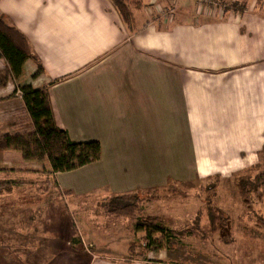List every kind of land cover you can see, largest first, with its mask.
Here are the masks:
<instances>
[{"label": "crops", "instance_id": "obj_1", "mask_svg": "<svg viewBox=\"0 0 264 264\" xmlns=\"http://www.w3.org/2000/svg\"><path fill=\"white\" fill-rule=\"evenodd\" d=\"M127 1L134 16L129 27L112 0H0V12L24 33L42 66L32 77L36 63L26 60L19 83L48 85L56 124L72 140H98L101 147L98 160L48 174L53 187L46 189L38 183L45 178L39 171H50L47 160H24L20 151L4 149L0 169H28L16 174L38 175L21 178L66 200L162 190L213 175L227 180L258 162L264 150V2L213 10L191 0ZM13 90L9 82L0 88V134L18 131L9 120L14 106L24 111ZM152 202V214L160 215L163 205ZM45 233L52 249L32 250L30 242L29 264L47 262V254L52 264H177L149 255L164 247L126 258L128 246L89 252L64 247L62 229Z\"/></svg>", "mask_w": 264, "mask_h": 264}, {"label": "rangeland", "instance_id": "obj_2", "mask_svg": "<svg viewBox=\"0 0 264 264\" xmlns=\"http://www.w3.org/2000/svg\"><path fill=\"white\" fill-rule=\"evenodd\" d=\"M255 1L254 8L264 2ZM191 2L192 5L207 6L213 10L216 7L238 8L247 4L246 0H191ZM171 13L168 12V15ZM5 69L6 63L0 58V70ZM19 81L20 77L17 79L9 77L7 83H12L14 88L16 84H20ZM12 109L9 120L18 125L16 126L18 131H25L29 127L26 113L18 106ZM0 110L3 109L0 107ZM262 152L257 162L259 167L253 170L252 176L264 171V150ZM238 173L232 174L227 180H221L219 175H213L207 177L208 179L198 178L186 183L173 182L168 188L156 192H152L153 189L146 190L148 191L146 193L159 195L157 199L159 207L163 206L158 211L161 216L153 215L152 213L157 211L156 204L147 202H157L145 199L142 202L141 217L157 216L169 228L191 231L195 229L194 216L198 214L196 218L199 219L198 225L202 231L196 235L185 234L176 237L167 245L161 234L153 233L155 244L152 243V246L158 245L157 247L164 249H155L149 255L162 257L167 262L177 264H264V223L260 221L264 219V186L259 190L260 195L251 193L248 202H245L234 184V178L242 174L241 171ZM22 175L0 170V177L15 179L21 178ZM32 176L39 177L25 174L23 178ZM214 177L219 178L216 191L214 194L206 193L203 186L210 181H216ZM47 181L53 187L52 180ZM38 184L41 188L48 187L43 181ZM17 186L10 193L0 194V264H29L27 254L30 242L35 246L31 248L32 250L37 246L52 249L50 246L52 238L45 237L46 230L61 233L62 229L64 247L77 245V249L110 254L106 250L123 252L128 246L126 258H144L147 254L146 244L148 246L151 244L144 238L145 230L134 229L137 216L116 217L108 214L104 207L108 197L92 195L73 199L68 197L64 200L62 193H57L54 188L50 192L40 191L30 184ZM207 200L212 201L222 210L223 215L228 217L223 231H210ZM40 218H43L45 223L38 221ZM66 228L69 229L67 235ZM222 232L230 235L229 242L224 241L226 239L222 238ZM126 237H129L128 243ZM47 239L51 240L49 244L46 242ZM79 243L81 245H78ZM85 253L89 255L86 251ZM50 259L52 257L47 254V262L42 258V264H52Z\"/></svg>", "mask_w": 264, "mask_h": 264}, {"label": "trees", "instance_id": "obj_3", "mask_svg": "<svg viewBox=\"0 0 264 264\" xmlns=\"http://www.w3.org/2000/svg\"><path fill=\"white\" fill-rule=\"evenodd\" d=\"M264 0H257L262 2ZM112 4L120 14L121 19L131 26L134 22L131 2L127 0H112ZM135 4H137L135 2ZM0 58L6 63V69L0 70V88L7 84L8 78L17 79L23 73V65L26 60L31 59L36 63V70L32 74L35 77L42 71L37 56L32 52L27 37L17 27L9 23L6 17L0 12ZM53 83L50 82L49 85ZM19 91L24 111L29 121V127L25 131H17L14 133L0 134V152L4 149H15L21 152L24 160L44 161L50 164V171H41L45 174L42 180L44 184H48V174L56 172L69 171L86 164L98 160L101 156V147L98 140L75 141L72 140L65 129L60 128L53 116V111L49 99L48 85L41 87H33L30 84H16L13 95ZM259 164L256 163L243 171L242 174L234 178V184L238 189L241 198L248 202L251 193L261 194V188L264 186V171L254 174L253 170L257 169ZM2 172H30L28 169H0ZM239 174V173H238ZM216 181H210L203 186V190L207 193L214 194L219 184V178L214 177ZM208 179V178H207ZM36 180L23 178H5L0 177V194L10 193L14 186L21 184H35ZM46 189L47 186H44ZM156 192L157 189H153ZM142 190L139 192L113 194L107 198L104 207L106 212L116 217H133L137 216L134 229L145 230L144 238L151 244H155L153 233H159L164 243L170 244L176 237L182 235H196L202 233L199 229V219L196 214L194 218V228L191 231L176 230L169 228L157 218V216L148 215L141 217L143 212L142 202L145 199L157 200L159 195L146 193ZM147 194V195H146ZM141 203V204H140ZM207 212L209 216L210 231L221 230L225 228L228 217L223 215L220 208L216 207L212 201L206 202ZM139 216V217H138ZM264 223V219L260 220ZM222 238L225 242L230 241V235L222 232ZM148 247V245L146 244ZM157 247L156 245H154Z\"/></svg>", "mask_w": 264, "mask_h": 264}, {"label": "built area", "instance_id": "obj_4", "mask_svg": "<svg viewBox=\"0 0 264 264\" xmlns=\"http://www.w3.org/2000/svg\"><path fill=\"white\" fill-rule=\"evenodd\" d=\"M16 95L20 96V93H19V91H17V94H16Z\"/></svg>", "mask_w": 264, "mask_h": 264}]
</instances>
